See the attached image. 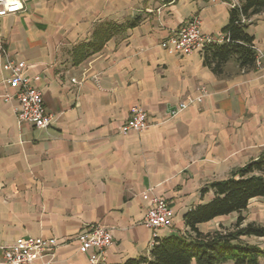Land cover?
Returning <instances> with one entry per match:
<instances>
[{
	"label": "crops",
	"instance_id": "crops-1",
	"mask_svg": "<svg viewBox=\"0 0 264 264\" xmlns=\"http://www.w3.org/2000/svg\"><path fill=\"white\" fill-rule=\"evenodd\" d=\"M233 1L26 0L22 12L0 18V44L27 63L28 77H39L35 85L54 116L47 128L19 121L17 99L5 100L15 89L0 54V245L55 237L58 264H91L74 237L97 223L113 232L98 264H128L150 255L144 192L174 211L172 226L158 237L183 233L185 214L215 196L204 187L264 154V74L232 59L216 75L202 50L178 55L161 47L194 15L205 34L221 39ZM135 19L76 63L75 50L97 25ZM248 31L264 53V12L252 17ZM191 97L201 100L171 115ZM133 105L145 110L150 126L121 133ZM242 215L244 225H264V197L251 199ZM237 218L232 213L198 227L232 228ZM243 239L264 249V237Z\"/></svg>",
	"mask_w": 264,
	"mask_h": 264
},
{
	"label": "trees",
	"instance_id": "trees-1",
	"mask_svg": "<svg viewBox=\"0 0 264 264\" xmlns=\"http://www.w3.org/2000/svg\"><path fill=\"white\" fill-rule=\"evenodd\" d=\"M230 1V0H226ZM240 6H231L229 21L223 29L228 38L222 42L212 41L203 49L204 64L216 75L224 72V66L235 59L243 69H253L256 64L254 38L248 29L253 16L264 12V0H239ZM243 19H246L243 22ZM139 19L119 24L112 21L96 26L90 41L80 44L75 50V61L79 63L91 54L101 50L114 36L135 26ZM214 191V198L198 204L184 216L187 230L183 233L157 237L149 256L129 261L128 264H260L264 249L251 244L243 237H264V225L256 222L245 223L243 211L251 199L264 197V154L244 167L234 170L224 180L210 183L202 189ZM238 213L232 228L204 233L198 225L216 217Z\"/></svg>",
	"mask_w": 264,
	"mask_h": 264
},
{
	"label": "built area",
	"instance_id": "built-area-1",
	"mask_svg": "<svg viewBox=\"0 0 264 264\" xmlns=\"http://www.w3.org/2000/svg\"><path fill=\"white\" fill-rule=\"evenodd\" d=\"M26 0H0V18L15 15L24 10ZM231 6H240L239 0L233 1ZM246 19H243L245 22ZM228 39L225 35L214 40L204 33L202 29V18L194 15L173 36L161 42V47L170 54L189 55L200 51L212 41L222 42ZM255 67L264 74V53L255 47ZM0 54L4 57L3 70L8 74L6 83L15 89V95H6L8 101L15 97L18 101L16 107L19 121L31 123L36 128H47L53 121L45 103L43 92L35 85L39 77L30 78L25 74L27 63L9 56L5 47L0 44ZM201 100L189 98L181 103L172 116L177 115L182 109L191 103ZM150 126L145 110L139 105L130 108V117L120 128V132L128 134L131 132H143ZM144 200L151 206L147 210L143 223L153 230V240L150 252L156 244V238L160 229L169 228L173 224L174 211L169 203L162 197L152 195L149 192L142 194ZM78 242L79 251L89 255L91 264H98L105 259L107 249L113 243V232L101 224L93 223L83 228L74 237ZM59 245L55 237H18L11 244L0 245L4 264H58L55 260V250Z\"/></svg>",
	"mask_w": 264,
	"mask_h": 264
}]
</instances>
